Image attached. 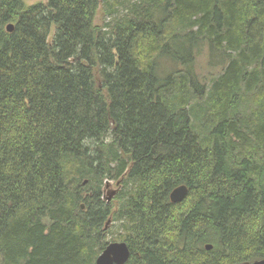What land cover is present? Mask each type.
<instances>
[{
    "label": "trees",
    "instance_id": "trees-1",
    "mask_svg": "<svg viewBox=\"0 0 264 264\" xmlns=\"http://www.w3.org/2000/svg\"><path fill=\"white\" fill-rule=\"evenodd\" d=\"M111 242L125 264L264 260V0H0V264Z\"/></svg>",
    "mask_w": 264,
    "mask_h": 264
},
{
    "label": "water",
    "instance_id": "water-1",
    "mask_svg": "<svg viewBox=\"0 0 264 264\" xmlns=\"http://www.w3.org/2000/svg\"><path fill=\"white\" fill-rule=\"evenodd\" d=\"M14 26L9 24L6 26V31L11 33ZM107 187V185H106ZM188 192L187 187L181 185L173 189L169 195V200L172 204H177L182 202L186 197ZM80 209H84V205L80 206ZM80 210V211H81ZM106 248L101 252V254L96 258L94 264H125L128 261L130 256V251L124 242H111ZM205 249L208 251L211 249V246H205ZM243 264V263H239ZM244 264H264V260L254 261L252 263L245 262Z\"/></svg>",
    "mask_w": 264,
    "mask_h": 264
},
{
    "label": "rangeland",
    "instance_id": "rangeland-1",
    "mask_svg": "<svg viewBox=\"0 0 264 264\" xmlns=\"http://www.w3.org/2000/svg\"><path fill=\"white\" fill-rule=\"evenodd\" d=\"M26 1L27 3L34 4L35 2L45 3L46 0H26ZM131 1H136V0H119V2L124 5ZM195 68H196L195 70H197L199 74L206 77L207 79L206 81H209L215 78V76L221 71L222 67L214 68L211 65L210 61L208 60L207 54L205 52H202V55L199 56L196 61ZM117 190L118 189L114 183L107 184V187H105V189L103 190L105 200L109 201L112 198V196L116 194ZM108 230H109L108 240H111L112 237L116 235L118 230H117V227L113 225L109 226Z\"/></svg>",
    "mask_w": 264,
    "mask_h": 264
}]
</instances>
